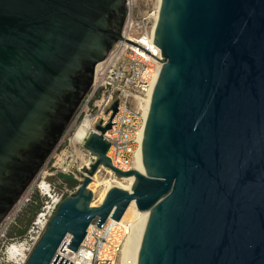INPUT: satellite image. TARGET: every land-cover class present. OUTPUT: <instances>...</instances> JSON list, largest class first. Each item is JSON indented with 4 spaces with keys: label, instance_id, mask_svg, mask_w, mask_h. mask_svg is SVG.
Segmentation results:
<instances>
[{
    "label": "water",
    "instance_id": "95a60500",
    "mask_svg": "<svg viewBox=\"0 0 264 264\" xmlns=\"http://www.w3.org/2000/svg\"><path fill=\"white\" fill-rule=\"evenodd\" d=\"M127 14L128 0H0V223L63 136ZM153 40L163 60L144 170L113 166L112 121L99 123L85 144L96 161L25 264H60L66 243L77 251L92 223L121 220L132 201L147 212L136 264H264V0H162ZM101 165L134 181L93 204Z\"/></svg>",
    "mask_w": 264,
    "mask_h": 264
},
{
    "label": "built area",
    "instance_id": "2783aa9c",
    "mask_svg": "<svg viewBox=\"0 0 264 264\" xmlns=\"http://www.w3.org/2000/svg\"><path fill=\"white\" fill-rule=\"evenodd\" d=\"M140 1L128 0L122 37L97 65L91 87L45 165L0 223V264L26 263L60 202L88 176L86 170L96 156L85 144L93 132H99V123L106 126L112 121L104 137L110 142L107 156L113 166L122 171L137 169L142 158L144 123L163 60L161 49L153 40L160 7L157 2ZM115 101L118 106L113 116ZM102 171L109 174L111 181L118 179L102 165L96 174ZM54 175L61 177L60 182L68 177L77 185L58 189L47 180V176ZM29 205L34 210L27 214ZM20 212L28 216L27 221H20ZM142 223L144 227L145 217L134 222L108 218L102 226L92 223L77 251L68 249V243L59 250V263L121 264L127 237Z\"/></svg>",
    "mask_w": 264,
    "mask_h": 264
},
{
    "label": "bare ground",
    "instance_id": "6f19581e",
    "mask_svg": "<svg viewBox=\"0 0 264 264\" xmlns=\"http://www.w3.org/2000/svg\"><path fill=\"white\" fill-rule=\"evenodd\" d=\"M161 4H162V0H158V7L161 8ZM147 111H148V108H147L146 112ZM138 162L139 163L137 165V169L139 171H143L144 167H143V161H142L141 157H140ZM97 176L98 175L96 174L94 177V183H96L98 181ZM133 181H134V176L122 178V180L120 182H118V180H115V181H107L106 180V181H104L105 188L102 191V193L99 195L98 201L101 202L104 199L106 191L109 188H111L112 186L118 185V186H122L126 189H129ZM112 182H118V183L112 184ZM94 183L90 184V188L95 193V189L93 188ZM93 204H95V203L93 202ZM146 214H147V212L139 211L135 205V202L132 201L131 204L129 205L128 209L126 210L124 216L119 221H121V222L138 221L140 218L145 217ZM143 228L144 227H143V223H142L139 226H137L136 228H134L132 233H130V235L127 237V239L124 243V246H123V250H122V256H121L122 263L121 264H136V259H137V255H138L139 246L141 243Z\"/></svg>",
    "mask_w": 264,
    "mask_h": 264
},
{
    "label": "rangeland",
    "instance_id": "374dc122",
    "mask_svg": "<svg viewBox=\"0 0 264 264\" xmlns=\"http://www.w3.org/2000/svg\"><path fill=\"white\" fill-rule=\"evenodd\" d=\"M144 2H149V3L157 2L158 3V0H141L140 1L141 4L144 3ZM97 175H98L97 176L98 177L97 178L98 181L96 183H94V180L92 181V183H94L93 188L95 189L94 201H93L95 204H99L100 203L98 201V197H99V195L102 193V191L105 188L104 181H106V180L107 181H111L109 174L106 173L105 171H102V172L98 173ZM47 180L53 182L58 189H62L66 185H67L68 189H73L74 188V187L72 188V180L70 178L62 179V182H60L61 177L57 176V175H54V176H47ZM117 180H118V182H120L122 179H117ZM118 182H112V184H117ZM19 214H20V216H19ZM19 214H18L19 218L23 217L21 212Z\"/></svg>",
    "mask_w": 264,
    "mask_h": 264
},
{
    "label": "trees",
    "instance_id": "16d2710c",
    "mask_svg": "<svg viewBox=\"0 0 264 264\" xmlns=\"http://www.w3.org/2000/svg\"><path fill=\"white\" fill-rule=\"evenodd\" d=\"M68 178V177H67ZM76 183L73 181L72 182V188L74 187H76ZM34 210V206H31V205H29L28 206V211H26L27 212V214H28V212H32ZM27 219H28V216H26V215H24L23 217H21L20 218V221L23 223V222H25V221H27Z\"/></svg>",
    "mask_w": 264,
    "mask_h": 264
}]
</instances>
